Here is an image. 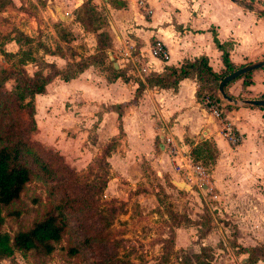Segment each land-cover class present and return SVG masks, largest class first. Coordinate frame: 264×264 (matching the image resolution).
Masks as SVG:
<instances>
[{"label": "crops", "instance_id": "1", "mask_svg": "<svg viewBox=\"0 0 264 264\" xmlns=\"http://www.w3.org/2000/svg\"><path fill=\"white\" fill-rule=\"evenodd\" d=\"M85 1L107 18L116 34L109 37L112 48L105 50L102 64L89 66L68 82L58 75L46 86L44 94L35 96L37 130L34 140L57 152L66 164L79 172L100 160L113 142L114 147L106 159L113 180L118 173L139 170L148 162L157 171L158 181L169 183L166 192L178 193L179 197L172 202L185 203L187 194L195 192L200 194L201 203L212 215L216 211L221 213L223 207L226 211L228 201L256 203L261 194L255 188L264 186V107L226 106V119L242 135L238 145L230 146L219 135L218 123L210 120L200 106L197 92L201 83L192 71L175 86L171 85V78L167 86L158 85L156 79L164 77L166 68L179 70L183 64L202 58L213 73H222L225 69L223 52L215 39L219 44L229 45L226 50L235 69L262 61L264 15L258 11L264 10V0H236L241 6L230 0H143L150 15L143 13L136 0ZM17 2L21 4L20 0ZM54 2L65 15L61 20L55 12L59 22L72 26V29L68 27V32H77L80 22L67 13L78 11L84 0ZM7 13H12L11 9L2 12L0 19ZM28 22V37L43 28L37 26L32 16ZM3 30L5 27L0 26V31ZM83 40L78 37L77 41L80 44ZM154 40H160L166 47L167 62L151 57ZM84 44L91 45L87 40ZM93 50L72 57L42 51L41 56L46 64L63 74L81 59L88 60L98 54L99 50L95 53ZM121 51L127 58H121ZM130 53L144 61L151 71L148 76L142 79L136 76L132 59L128 57ZM247 80L250 82L246 84ZM205 85V92L215 93L213 81L208 80ZM225 92L238 101L264 99V67L252 71L247 78L230 82ZM165 137L172 138L193 162L208 169L215 200L204 198L201 191L186 182L184 172L176 169L167 150ZM204 143L210 146V153L202 147ZM196 150L199 151L197 161L191 155ZM174 182H184L190 189H178ZM190 205L187 203V207ZM183 208L186 209L185 204ZM232 220L237 223L239 232L237 246H258L255 237L259 238L264 227L258 224L246 228L239 224L236 216Z\"/></svg>", "mask_w": 264, "mask_h": 264}, {"label": "rangeland", "instance_id": "2", "mask_svg": "<svg viewBox=\"0 0 264 264\" xmlns=\"http://www.w3.org/2000/svg\"><path fill=\"white\" fill-rule=\"evenodd\" d=\"M20 3L0 0V14L8 9L12 12L0 19V26L5 27L0 31V101L10 109L7 117H0V145L8 127L13 126L16 138L36 145L34 151L39 153L48 172L30 166L29 182L19 198L2 211L1 230L13 237L42 220L57 204L64 203L67 223L51 255L15 251L0 260V264H264V228L259 238L255 237L258 246H237L239 232L232 220L236 216L246 228L260 224L264 227L263 185L255 188L261 194L256 203L228 201L226 211L223 207L221 213L216 211L212 215L195 192L187 194L185 203L172 202L179 197L178 193L166 192L169 183H160L157 171L148 162L139 170L117 172L113 180L110 167L100 160L85 171H76L57 152L34 140L36 131L28 134L31 124L27 111L18 109L15 101L14 76H33L41 67L42 51L71 57L90 53L92 49L95 53L99 50L97 34L106 33L108 37L116 34L102 12L85 0L78 11L67 13L80 22L73 34L68 32V27L72 29L70 24L57 19L52 8L61 6L54 0L34 3L20 0ZM90 13L93 21L88 20ZM31 16L43 28L28 37ZM78 37L91 45L84 44V40L79 44ZM124 57L127 58L122 53L121 58ZM74 68L72 65L70 70ZM48 71L45 69L44 74ZM187 203L191 205L187 207ZM72 249L78 252L71 254Z\"/></svg>", "mask_w": 264, "mask_h": 264}, {"label": "trees", "instance_id": "3", "mask_svg": "<svg viewBox=\"0 0 264 264\" xmlns=\"http://www.w3.org/2000/svg\"><path fill=\"white\" fill-rule=\"evenodd\" d=\"M88 17V20L93 21L92 13H90ZM79 20L83 21V18H80ZM23 38L31 42L27 37ZM96 38L99 51H104L111 46V40L106 33H99ZM215 42L217 47L223 52L222 63L225 69L222 73L219 75L213 73L208 67L206 60L202 58L195 63L183 64L179 70L166 68V74H164V77L156 79L158 85L167 86V82H170L172 81L171 79H173L171 85L175 86L180 78L189 76L192 71L201 83L197 92L198 101L200 102L206 94L219 99L216 94V88L218 87L219 82L223 77L237 69H235L229 61L228 51L226 50V47L229 45L219 44L216 39ZM100 53L102 54H96L88 60L81 59L79 63L75 65L73 70H66L63 74L53 65L41 61V67L33 74V76H14L16 82L14 94L15 101L18 109L25 112L27 111L28 120L31 124V129H29L28 134L37 130L35 122V96L44 94L46 86L58 75L64 82H68L89 66L102 64L105 58V53ZM47 68L49 69V72L44 74V70ZM249 74L242 77L247 78ZM208 80L214 82L213 91H215V93L213 94L210 90L209 92H205L204 90L206 88L205 82H208ZM249 82L250 81L247 80L246 84ZM227 106L229 105L227 104ZM9 111V105L0 101V117H7ZM12 128L13 126L8 127V131L0 145V260L9 258L15 251H19L23 254L36 252L49 256L54 252L55 245L60 242L66 227V203L57 204L54 210L46 214L42 220L34 223L28 230L18 231L13 237L1 230L3 224L2 211L19 198L25 185L29 182L31 176L30 166H38L41 170L48 172L47 165L42 162L39 153L34 151L36 145L33 146L20 137L16 138L12 133ZM113 147L114 143L112 142L104 150L102 158L100 159V162H102L105 167H109L106 159L110 156ZM202 147L206 149L208 153L211 152L210 146L207 143L202 144ZM191 155L196 161L199 159L198 150L192 152ZM251 251L255 250L253 249ZM77 252V249L71 250V254H76Z\"/></svg>", "mask_w": 264, "mask_h": 264}, {"label": "built area", "instance_id": "4", "mask_svg": "<svg viewBox=\"0 0 264 264\" xmlns=\"http://www.w3.org/2000/svg\"><path fill=\"white\" fill-rule=\"evenodd\" d=\"M136 2L144 14L150 15L151 11L143 0H136ZM150 55L162 63L167 62L169 57L166 47L160 40L153 41L150 47ZM128 57L129 59H132V65L136 69L135 74L139 79H142V77L148 76L151 73L141 58H134L131 56V53L128 54ZM217 95L219 99L206 94L199 104L205 111L207 117L218 123L219 135H221L230 146H236L242 141V135L226 119L225 112L227 103L221 99L219 94ZM164 140L167 150L174 160L176 169L184 172L186 182L201 191L204 198H208L209 201L215 200V188L211 181L208 169L201 163L193 162L190 155L181 151L172 138L165 137Z\"/></svg>", "mask_w": 264, "mask_h": 264}, {"label": "water", "instance_id": "5", "mask_svg": "<svg viewBox=\"0 0 264 264\" xmlns=\"http://www.w3.org/2000/svg\"><path fill=\"white\" fill-rule=\"evenodd\" d=\"M230 1L236 5H240L236 0H230ZM53 9L57 13L59 19L64 20L65 15L62 14V12L60 11V8L55 6V7H53ZM258 12L264 14V10H260ZM263 67H264V59L260 62L254 63V64L245 65V66L233 71L232 73L226 75L225 77H223L222 80L219 82L218 88H217V92H218L219 96L221 97V99L223 101H225L227 104L233 105L235 107H243V106L264 107V99L238 101V100H235V99L228 97L226 92H225V87L230 82H232L235 79H238L244 75H247L254 70H257V69H260ZM174 185L178 189H186V190L190 189V187L188 185H186L184 182H174Z\"/></svg>", "mask_w": 264, "mask_h": 264}]
</instances>
